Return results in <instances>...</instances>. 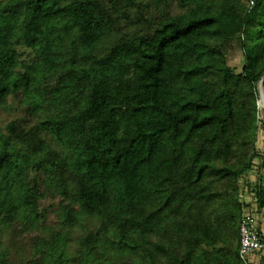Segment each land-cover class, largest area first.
<instances>
[{"label":"trees","instance_id":"1","mask_svg":"<svg viewBox=\"0 0 264 264\" xmlns=\"http://www.w3.org/2000/svg\"><path fill=\"white\" fill-rule=\"evenodd\" d=\"M136 4L0 0V105L22 91L42 113L0 133V264L3 228L19 217L42 224L40 185L66 200L65 224L100 227L74 255L53 231L29 264H244L239 179L257 156L264 0L246 13L238 0H178L184 12L105 46ZM234 37L239 72L224 51ZM18 46L35 59L20 60Z\"/></svg>","mask_w":264,"mask_h":264},{"label":"rangeland","instance_id":"2","mask_svg":"<svg viewBox=\"0 0 264 264\" xmlns=\"http://www.w3.org/2000/svg\"><path fill=\"white\" fill-rule=\"evenodd\" d=\"M238 2L240 10L244 13L251 10L254 6V0H238ZM129 12V18H121L118 21L114 20L113 29L110 31L111 34L108 39L105 40V46L108 47L116 43L118 38L126 33L139 34L151 31L154 23H157L165 14H180L184 12V9L178 4V0H163L160 7H156L151 0H137L136 6ZM17 51L20 60L30 63L35 59L34 51L30 47L18 46ZM224 51L229 65L239 72L244 64V50L241 41L237 37L228 39L224 44ZM17 69L23 70L22 67H18ZM258 101L259 130L256 141L257 156L253 162L255 164L259 163L260 170L255 189L258 185H262L264 188V107L260 103V94ZM41 116V112L33 114L30 111L28 99L22 91L12 93L7 97L5 103L0 105V133L7 134V125L13 120H17L25 128L33 127ZM35 175L37 173L30 171V177ZM252 177L253 175L250 174V178ZM40 186L43 196L39 199L38 209L44 217L42 224H29L24 218L19 217L2 230L1 239L3 248L8 251L9 264H29L36 258L35 243L42 238L50 239L53 231H59L61 235H66L69 252L74 255L80 249V239L91 232L99 230L100 223L97 220L87 218L71 226L65 224L62 221V204H65L66 200L55 193L54 190L46 188L44 185ZM263 208L260 207L258 210V220L260 225L264 227ZM204 248L208 249L206 246ZM77 261H79V258L75 259V262ZM98 264H143V262L141 259L130 261L128 258L120 257L108 261L99 260Z\"/></svg>","mask_w":264,"mask_h":264},{"label":"built area","instance_id":"3","mask_svg":"<svg viewBox=\"0 0 264 264\" xmlns=\"http://www.w3.org/2000/svg\"><path fill=\"white\" fill-rule=\"evenodd\" d=\"M259 170V163L253 162L239 179L242 203L239 225V253L244 264H264V227L260 225L258 220L260 205L255 189ZM250 174L255 178H250Z\"/></svg>","mask_w":264,"mask_h":264},{"label":"water","instance_id":"4","mask_svg":"<svg viewBox=\"0 0 264 264\" xmlns=\"http://www.w3.org/2000/svg\"><path fill=\"white\" fill-rule=\"evenodd\" d=\"M263 81H264V74L262 75V77L259 80V94L261 93V91L263 90ZM258 105H259V101H258Z\"/></svg>","mask_w":264,"mask_h":264},{"label":"bare ground","instance_id":"5","mask_svg":"<svg viewBox=\"0 0 264 264\" xmlns=\"http://www.w3.org/2000/svg\"><path fill=\"white\" fill-rule=\"evenodd\" d=\"M260 103L264 107V89L260 93Z\"/></svg>","mask_w":264,"mask_h":264}]
</instances>
